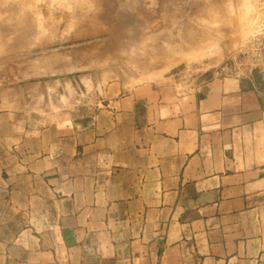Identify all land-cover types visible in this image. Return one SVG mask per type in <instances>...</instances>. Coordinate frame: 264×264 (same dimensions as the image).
<instances>
[{
  "label": "crops",
  "instance_id": "obj_1",
  "mask_svg": "<svg viewBox=\"0 0 264 264\" xmlns=\"http://www.w3.org/2000/svg\"><path fill=\"white\" fill-rule=\"evenodd\" d=\"M54 88L0 112V264H264L256 91L111 83L85 118Z\"/></svg>",
  "mask_w": 264,
  "mask_h": 264
},
{
  "label": "rangeland",
  "instance_id": "obj_2",
  "mask_svg": "<svg viewBox=\"0 0 264 264\" xmlns=\"http://www.w3.org/2000/svg\"><path fill=\"white\" fill-rule=\"evenodd\" d=\"M223 75L264 105V0H0V112L54 84L87 118L111 83L196 91Z\"/></svg>",
  "mask_w": 264,
  "mask_h": 264
},
{
  "label": "bare ground",
  "instance_id": "obj_3",
  "mask_svg": "<svg viewBox=\"0 0 264 264\" xmlns=\"http://www.w3.org/2000/svg\"><path fill=\"white\" fill-rule=\"evenodd\" d=\"M223 35V34H222Z\"/></svg>",
  "mask_w": 264,
  "mask_h": 264
},
{
  "label": "trees",
  "instance_id": "obj_4",
  "mask_svg": "<svg viewBox=\"0 0 264 264\" xmlns=\"http://www.w3.org/2000/svg\"><path fill=\"white\" fill-rule=\"evenodd\" d=\"M262 101V100H261Z\"/></svg>",
  "mask_w": 264,
  "mask_h": 264
}]
</instances>
